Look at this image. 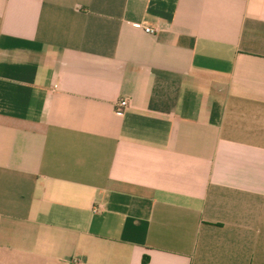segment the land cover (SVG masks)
<instances>
[{
  "label": "crops",
  "instance_id": "0c3cea01",
  "mask_svg": "<svg viewBox=\"0 0 264 264\" xmlns=\"http://www.w3.org/2000/svg\"><path fill=\"white\" fill-rule=\"evenodd\" d=\"M0 264H264V0H0Z\"/></svg>",
  "mask_w": 264,
  "mask_h": 264
},
{
  "label": "built area",
  "instance_id": "2783aa9c",
  "mask_svg": "<svg viewBox=\"0 0 264 264\" xmlns=\"http://www.w3.org/2000/svg\"><path fill=\"white\" fill-rule=\"evenodd\" d=\"M138 26H141L142 25H138ZM145 31L147 33H151L153 34L154 32H156L155 30H153L151 27H145ZM129 106V102L127 99H124V100H121L118 105L116 106V113L118 115H123V112H124V109L127 108Z\"/></svg>",
  "mask_w": 264,
  "mask_h": 264
},
{
  "label": "trees",
  "instance_id": "16d2710c",
  "mask_svg": "<svg viewBox=\"0 0 264 264\" xmlns=\"http://www.w3.org/2000/svg\"><path fill=\"white\" fill-rule=\"evenodd\" d=\"M148 261H147V259H144V263H147Z\"/></svg>",
  "mask_w": 264,
  "mask_h": 264
}]
</instances>
